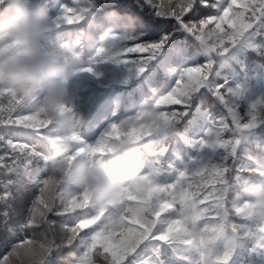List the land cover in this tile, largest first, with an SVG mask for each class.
<instances>
[{"label": "trees", "instance_id": "trees-1", "mask_svg": "<svg viewBox=\"0 0 264 264\" xmlns=\"http://www.w3.org/2000/svg\"><path fill=\"white\" fill-rule=\"evenodd\" d=\"M183 2L187 4L189 0ZM9 3L0 0V10H8ZM25 3H39L46 10L48 29L44 43L66 55L75 54L78 67L68 82L69 98L56 103L45 100L46 89L21 91L0 84V97L32 108L27 118L30 126L51 125L47 132L50 148L45 158L47 170L39 177L33 176L20 192L9 187L7 200L0 199V224L8 220L14 233L7 248L0 252V264H11L10 257L23 247L21 241L39 245L34 249L37 260H43L50 249L63 243L66 264H81V247H68L63 226L45 222L42 219L45 214L35 208L39 180L49 176L53 189L60 183L66 188L79 189V196L72 197L69 207L80 208L95 198L90 190L75 182V164L82 159L106 160L118 144L138 149L140 167L124 174L125 186L105 200L108 202L136 199L133 186L137 190H152L145 182L144 173L150 169L149 152L167 150L155 177L161 184L172 183L180 173L194 170L205 157L223 159L224 153L211 147L205 150L201 143L205 137L209 146L219 142L221 121L226 116L236 119L231 116V109L213 94L214 85L242 86L245 94L239 107L244 114H250L253 103L259 104L264 99V43L258 36L264 22L257 23L255 30L247 35L229 37L233 42L227 50L212 51L193 35L192 28L185 27L181 19L185 12L179 16L172 14L171 0H76V11L69 8L63 15L62 6L72 5L73 0H25ZM223 3L224 0H213V15ZM202 6H206L203 0ZM228 22L234 26L236 18ZM200 31L203 33V29ZM210 38L215 42L214 36ZM25 47V42L16 36L0 39V50L20 51ZM175 48H182L189 55L182 59L170 57ZM129 52L148 53L127 57ZM199 65L208 66L206 81L196 88L189 84L183 91L185 110L175 114L177 118L171 126L169 122L174 114L156 111L154 98L158 92L172 89L189 67ZM163 102L175 101H157V104ZM107 128L109 131L105 132ZM257 128L264 129V123ZM232 135L241 144L250 146L240 154L237 167L242 171L234 173V177L237 174L246 177L248 170L264 169V132L254 134L252 130L234 127ZM56 161L63 162L58 170L54 167ZM5 190V185L0 184V193ZM248 197L254 202L238 211L264 217V187L245 182L244 191L238 189L233 203ZM218 215L216 218L201 210L186 229L182 225L177 227L195 240V247L209 254L239 244L237 264H264L260 256L249 257V240L236 238L231 206ZM170 247L178 260L191 251L179 240ZM146 255L152 257L153 264H158L159 247Z\"/></svg>", "mask_w": 264, "mask_h": 264}, {"label": "snow or ice", "instance_id": "snow-or-ice-1", "mask_svg": "<svg viewBox=\"0 0 264 264\" xmlns=\"http://www.w3.org/2000/svg\"><path fill=\"white\" fill-rule=\"evenodd\" d=\"M203 4L206 6H202V0H189L187 4L183 0H171L169 8L174 16L185 12L186 15L181 17L185 27L192 28L193 35L212 51L227 50L233 42L229 37L241 33L247 35L255 30L257 23L264 22V0H224L214 15L213 0H203ZM69 8L76 11V0H73L72 5H63L60 14L63 15ZM234 17L236 22L233 26L228 21ZM213 36L215 42L210 38ZM258 36L264 43V29ZM135 45L129 43V46ZM146 53L129 52L127 57ZM169 55L182 59L189 53L182 48H175ZM207 74V65L189 67L187 74H181L172 89L156 94L153 106L158 112L174 114L169 122L171 126L177 118L175 114L185 110L183 91L189 84L196 88L206 81ZM213 94L231 109V116L236 119L226 116L221 121L219 142L209 146L205 143L208 139L205 137L201 138V143L205 150L211 147L224 153L223 159L205 157L194 170L180 173L172 183L161 184L155 177L159 174V166L167 150L149 152L150 169L144 173L147 174L145 182L152 189L150 192L137 190L133 186L131 190L136 199L117 202L91 199L80 208L69 207L72 197L79 196V189L71 186L66 188L63 183L53 189L49 176L39 180L35 208L45 214L42 217L45 222L63 226L68 247H81V264H153L152 257L146 254L157 247L158 264H180V261L183 264H237L239 244L224 246L215 254H209L195 247V240L177 227L182 225L186 229L192 217L200 215L201 210L219 218L218 214L230 206L236 238L250 241L247 248L249 257L260 256L264 259V217L238 211L254 202L250 197L233 203L234 194L238 189L244 191L245 182L264 187V169L248 170V176L237 174L234 177V173L242 171L237 167L240 154L250 146L241 144L239 138L232 135L234 127L241 131L252 130L254 134L264 132V129L257 128L258 124L264 123V99L259 104L253 103L250 114H244L239 107V101L245 94L242 86L233 88L215 84ZM157 101L175 102L157 104ZM31 112L30 106L18 105L15 101L0 97V184H4L6 189L0 193V199L7 200L9 187L20 192L33 176L39 177L42 171L47 170L45 158L50 152L47 132L51 125L40 128L30 126L27 118ZM101 137L100 142L103 143V134ZM88 221L91 223H86ZM13 234V225L8 220L0 224V252L7 248ZM177 240L191 250L179 260L170 247ZM21 243L23 247L10 257L11 264H66L65 255H62L65 247L63 243L56 249H50L43 260L35 258L34 249L39 247L38 244ZM220 257L223 259L219 260Z\"/></svg>", "mask_w": 264, "mask_h": 264}, {"label": "clouds", "instance_id": "clouds-1", "mask_svg": "<svg viewBox=\"0 0 264 264\" xmlns=\"http://www.w3.org/2000/svg\"><path fill=\"white\" fill-rule=\"evenodd\" d=\"M47 20V12L39 3L10 0L8 10H0V39L16 36L26 45L20 51L0 50V84L21 91L46 89L45 100L56 103L69 98L68 82L78 65L75 54L66 55L44 43ZM137 153L133 146L118 144L106 160L82 159L75 164L74 180L103 202L125 186L124 174L128 170L139 169ZM62 163L56 161L54 167L58 170Z\"/></svg>", "mask_w": 264, "mask_h": 264}, {"label": "rangeland", "instance_id": "rangeland-1", "mask_svg": "<svg viewBox=\"0 0 264 264\" xmlns=\"http://www.w3.org/2000/svg\"><path fill=\"white\" fill-rule=\"evenodd\" d=\"M10 1V0H9ZM24 2H25V0H24Z\"/></svg>", "mask_w": 264, "mask_h": 264}]
</instances>
